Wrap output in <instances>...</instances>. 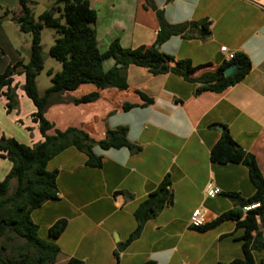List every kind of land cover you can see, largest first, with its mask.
Segmentation results:
<instances>
[{"label":"crops","instance_id":"1","mask_svg":"<svg viewBox=\"0 0 264 264\" xmlns=\"http://www.w3.org/2000/svg\"><path fill=\"white\" fill-rule=\"evenodd\" d=\"M90 4L97 11L101 53L116 40L131 50L155 45L161 30L159 14L169 26L198 25L158 47L173 60L168 73L155 75L131 65L122 71L126 90L84 84L51 98L46 112L52 125L49 135L85 132L94 143V155L101 159L100 167H92L85 152L70 147L48 163L47 170L57 172L58 199L33 211L32 220L45 238L56 222L67 221L56 240L60 253L54 264H69L72 259L84 264H229L241 259L243 230L237 221L225 220L201 231L190 220L201 209L206 223L212 222L238 207L231 195L248 199L255 193L246 166L211 161V150L223 133L255 158L264 178V0H90ZM0 11L8 22L16 23L22 7L19 0H0ZM222 47L246 55L251 70L222 92L203 89L208 85L203 79L229 63ZM0 52V74L20 61L29 62L10 40L4 19ZM26 53L29 57V48ZM180 61H190L193 72L174 71ZM115 66L113 59L103 64L105 71ZM24 83L23 75L14 76L16 93L21 95L22 117L17 119L23 118L20 128L27 135L32 130L33 139H25L18 129L5 135L32 146L44 139L31 120L36 108L20 91ZM93 93L98 94L95 101L75 103ZM140 93L153 102L145 105ZM6 104L0 94V117L13 121ZM126 105L133 108L124 110ZM120 128L126 129V138L137 151L98 146ZM11 168L0 158V181ZM167 176L172 201L145 223L138 239L124 246L137 226L134 212ZM209 182L222 194L207 198L204 190ZM254 257L256 264H264V249L255 251Z\"/></svg>","mask_w":264,"mask_h":264},{"label":"trees","instance_id":"2","mask_svg":"<svg viewBox=\"0 0 264 264\" xmlns=\"http://www.w3.org/2000/svg\"><path fill=\"white\" fill-rule=\"evenodd\" d=\"M31 2V0H19L22 13L14 19L20 31L32 37L29 62L24 64L20 61L13 66H8L0 74V94L6 98V110L11 113L18 105L16 93L18 85L14 86V76L25 77L22 90L36 108L31 120L38 125L44 140L29 146L14 138L0 136V158L12 164L8 175L0 181V264H54L57 261L60 248L56 240L65 231L67 221L56 222L48 230L47 238H45L41 228L32 220L33 211L58 199L57 172L47 170L51 159L66 149L74 147L88 155L90 166H101V159L93 153L94 143L85 132L67 130L57 136L49 135L52 125L46 118V112L51 98L54 95L74 91L84 84H92L101 90L108 88L126 90L128 84L122 71L131 65L146 68L155 75L168 73L173 60L163 55L158 47L170 37L181 35L187 28L198 25V23H191L183 26H169L159 14L161 30L155 45L131 50L122 48L120 42L116 40L106 52L101 53L95 28L97 11L92 8L90 0H54V6L40 15V23H35L30 7ZM2 22L3 19L0 17V29ZM44 25L55 28L58 34L55 45L50 49V56L62 64V71L56 74L52 70L48 71V75L52 76V85L41 96L37 90V77L44 70L41 34ZM110 59L116 62V66L105 71L103 64ZM1 60L0 52V63ZM232 64L237 66V73L233 77H226L224 70ZM117 65H121V68ZM193 70L190 61H180L174 69L184 75ZM250 70L249 58L238 53L218 72L207 75L203 79L208 83L203 89L222 92L241 81ZM140 95L145 105L153 102L146 95L142 93ZM97 98L98 94L93 93L76 100L75 103H90ZM132 108L133 106L126 105L124 110ZM98 146L105 150L111 148L138 150L127 140L124 128L110 132ZM211 161L221 165L243 164L246 166L255 193L248 199L236 194L231 195L238 207L197 229L207 231L225 220L237 221L238 228L243 230L241 238L243 256L229 264H256L254 252L264 249V178L255 158L240 149L228 132L223 133L212 148ZM12 180H16L17 187L13 194L7 195ZM172 197L171 179L167 176L158 189L134 212L137 226L124 246L140 237L145 223L153 219L167 203H170ZM254 204H259V207L244 211V208ZM259 221L262 223L263 232H260ZM253 232H257L256 236L252 235ZM19 240L23 243L12 245L9 251L8 245ZM69 264L84 263L72 259Z\"/></svg>","mask_w":264,"mask_h":264},{"label":"rangeland","instance_id":"3","mask_svg":"<svg viewBox=\"0 0 264 264\" xmlns=\"http://www.w3.org/2000/svg\"><path fill=\"white\" fill-rule=\"evenodd\" d=\"M31 1L32 2L30 3V7L34 14L35 23H40V15L43 14L46 10H48L52 6H54V0H31ZM0 16H3L4 27L13 45L16 47L17 50L20 51L23 60L28 62L29 57L26 53V49L27 48L30 49V45L32 42L31 35L27 33H22L19 29L18 24H16L15 22L13 21L8 22L7 15H5L4 11H0ZM41 34H42V46H43V57H44V70L37 77V90L39 95L43 96L45 94V91L52 85L51 83L52 76L48 75V71L52 70L54 74L61 72L62 64L50 56V49L52 46L55 45L56 40L58 38L56 29L44 25L41 30ZM20 91H22V89H20ZM17 98H18L17 107L15 108V110L9 113V117L13 121L10 120L7 121L5 118L2 119V117H0V135H4L6 137V135L8 134L11 135L12 129L14 130V132H16V130L18 129V130H22L25 136H27L25 137V139L26 138L33 139L34 134L32 130H31V135H27V132L20 128V122L23 121L21 120L23 118H21L20 120L17 118L22 117L21 116L22 114L19 110L21 95L17 94ZM49 108H50V104L47 110L48 112H49ZM12 122H14V124ZM16 187H17L16 180H12L7 195L13 194L16 190ZM22 243L23 241L19 240L9 244L8 245L9 251L11 250L10 247L12 245H21Z\"/></svg>","mask_w":264,"mask_h":264},{"label":"built area","instance_id":"4","mask_svg":"<svg viewBox=\"0 0 264 264\" xmlns=\"http://www.w3.org/2000/svg\"><path fill=\"white\" fill-rule=\"evenodd\" d=\"M221 52L225 55L227 62H231L235 57V55L232 53H229L227 48L225 47L221 48ZM204 191H205L206 197L210 199L216 198L217 196L222 194V191L217 186H215L213 182L207 183ZM258 207H259V204H254V205L244 208V211L247 212V211L256 209ZM190 221H191V225L194 228H200L206 223V215L201 209H197L193 212Z\"/></svg>","mask_w":264,"mask_h":264},{"label":"water","instance_id":"5","mask_svg":"<svg viewBox=\"0 0 264 264\" xmlns=\"http://www.w3.org/2000/svg\"><path fill=\"white\" fill-rule=\"evenodd\" d=\"M118 68H121V65H117ZM237 73V66L232 64L229 65L225 70H224V75L226 77H233L235 74ZM218 129L220 131L223 130V128L221 126H218ZM117 240V239H116Z\"/></svg>","mask_w":264,"mask_h":264}]
</instances>
